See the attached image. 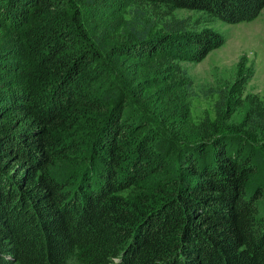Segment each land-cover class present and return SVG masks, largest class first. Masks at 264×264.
<instances>
[{"label":"trees","instance_id":"16d2710c","mask_svg":"<svg viewBox=\"0 0 264 264\" xmlns=\"http://www.w3.org/2000/svg\"><path fill=\"white\" fill-rule=\"evenodd\" d=\"M0 3L17 33L0 60L21 84L0 91V264H264V106L181 139L166 123L184 108L154 112L126 61L200 62L225 42L155 34L148 3L235 24L264 0Z\"/></svg>","mask_w":264,"mask_h":264},{"label":"rangeland","instance_id":"374dc122","mask_svg":"<svg viewBox=\"0 0 264 264\" xmlns=\"http://www.w3.org/2000/svg\"><path fill=\"white\" fill-rule=\"evenodd\" d=\"M2 7L0 13H3ZM143 7L149 23L155 25V34L167 33L168 26L181 25L193 32L211 28L225 38L222 46L212 50L200 62L160 55L126 60L137 73L135 83L144 96L150 98L151 106L156 107L154 112L171 118V111H162L176 104L184 108L186 114L180 120L166 123L171 125L177 137L199 139L200 135H205L199 132L207 118L218 126L222 123L239 125L249 111L264 106V9L253 20L231 24L201 11L150 3ZM122 11L116 7L108 13V18L114 20V28L118 20L119 31L124 28L121 20L128 17ZM12 27L3 16L0 17V48L8 46L17 35ZM13 61L5 64L0 60V91L21 88L16 77L20 70ZM222 92L227 94L220 104ZM151 106L147 105L150 111L153 110ZM214 127L212 125L209 131L217 134Z\"/></svg>","mask_w":264,"mask_h":264}]
</instances>
